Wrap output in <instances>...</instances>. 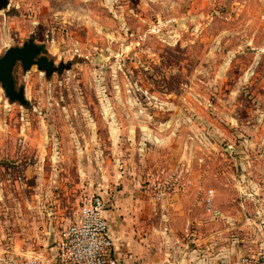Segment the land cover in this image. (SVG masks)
<instances>
[{
	"label": "rangeland",
	"instance_id": "obj_1",
	"mask_svg": "<svg viewBox=\"0 0 264 264\" xmlns=\"http://www.w3.org/2000/svg\"><path fill=\"white\" fill-rule=\"evenodd\" d=\"M30 38L71 66L16 65L25 107L0 88V264L95 194L121 259L151 225L264 253V0H8L0 56Z\"/></svg>",
	"mask_w": 264,
	"mask_h": 264
},
{
	"label": "crops",
	"instance_id": "obj_2",
	"mask_svg": "<svg viewBox=\"0 0 264 264\" xmlns=\"http://www.w3.org/2000/svg\"><path fill=\"white\" fill-rule=\"evenodd\" d=\"M206 200L209 208L211 199L207 198ZM220 216L222 217L223 215ZM214 219H216V217H214ZM210 220L213 219L209 217L207 223L211 222ZM196 222L200 223L201 220H197ZM207 226H209V224L206 225V227ZM201 228H203V226L198 228L192 239L179 240L178 237L172 235L169 227L159 231L156 226L151 225L150 233L146 236L148 241L144 249L143 259H128V257L130 258V255L133 254V249L129 247L128 250L125 251L127 253H124V259H121L122 257H120L121 255L117 251L119 262L120 264H235L236 261L243 256V250L235 246L226 235H222L225 231H213L209 228L206 232H202ZM112 240L115 247L113 235ZM166 240L170 242L168 245L165 244ZM54 242L55 241H53V243ZM40 244L42 243L37 241L35 247H38ZM51 244L52 243H50V245ZM25 251L28 250H23V252ZM38 252L34 255L39 256L43 264H54L56 245L48 249L44 247Z\"/></svg>",
	"mask_w": 264,
	"mask_h": 264
},
{
	"label": "built area",
	"instance_id": "obj_3",
	"mask_svg": "<svg viewBox=\"0 0 264 264\" xmlns=\"http://www.w3.org/2000/svg\"><path fill=\"white\" fill-rule=\"evenodd\" d=\"M27 264L43 263L34 255ZM54 264H120L99 194L80 201L77 219L56 242ZM235 264H264V253L243 255Z\"/></svg>",
	"mask_w": 264,
	"mask_h": 264
},
{
	"label": "water",
	"instance_id": "obj_4",
	"mask_svg": "<svg viewBox=\"0 0 264 264\" xmlns=\"http://www.w3.org/2000/svg\"><path fill=\"white\" fill-rule=\"evenodd\" d=\"M7 3L8 0H0V11L6 8ZM43 53V47L30 38L21 46L6 49L0 56V88L9 103H17L22 107L28 105L24 87L16 86L14 78L16 65L19 64L23 72H27L32 66H36L45 78H49L53 73L60 74L62 71L70 69V63L54 65V62L48 60Z\"/></svg>",
	"mask_w": 264,
	"mask_h": 264
},
{
	"label": "flooded vegetation",
	"instance_id": "obj_5",
	"mask_svg": "<svg viewBox=\"0 0 264 264\" xmlns=\"http://www.w3.org/2000/svg\"><path fill=\"white\" fill-rule=\"evenodd\" d=\"M34 42H35V41H34ZM36 44H38V43H36ZM38 45H41V46L43 47V51H44L43 54L47 57L48 60H52V61L54 62V65H58V64H60V63L55 64V61L47 56V54H46V49H45V47H44L43 44H38ZM21 69H22V67H21ZM53 74H54V73H53Z\"/></svg>",
	"mask_w": 264,
	"mask_h": 264
}]
</instances>
